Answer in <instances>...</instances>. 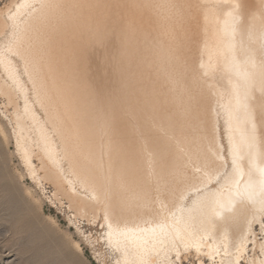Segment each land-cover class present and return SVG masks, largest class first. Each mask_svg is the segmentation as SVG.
<instances>
[{
  "label": "bare ground",
  "instance_id": "bare-ground-1",
  "mask_svg": "<svg viewBox=\"0 0 264 264\" xmlns=\"http://www.w3.org/2000/svg\"><path fill=\"white\" fill-rule=\"evenodd\" d=\"M0 94L114 264H264V0H11Z\"/></svg>",
  "mask_w": 264,
  "mask_h": 264
},
{
  "label": "rangeland",
  "instance_id": "rangeland-1",
  "mask_svg": "<svg viewBox=\"0 0 264 264\" xmlns=\"http://www.w3.org/2000/svg\"><path fill=\"white\" fill-rule=\"evenodd\" d=\"M10 1L0 0V11ZM11 112L0 94V264H114L101 224L76 216L52 182L38 185L28 173L16 152Z\"/></svg>",
  "mask_w": 264,
  "mask_h": 264
}]
</instances>
